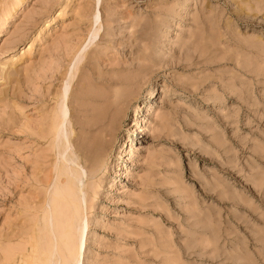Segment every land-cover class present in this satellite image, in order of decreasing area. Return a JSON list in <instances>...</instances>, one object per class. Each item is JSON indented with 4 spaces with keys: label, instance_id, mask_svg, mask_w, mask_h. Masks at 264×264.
Segmentation results:
<instances>
[{
    "label": "rangeland",
    "instance_id": "374dc122",
    "mask_svg": "<svg viewBox=\"0 0 264 264\" xmlns=\"http://www.w3.org/2000/svg\"><path fill=\"white\" fill-rule=\"evenodd\" d=\"M57 251L264 264V0H0V264Z\"/></svg>",
    "mask_w": 264,
    "mask_h": 264
},
{
    "label": "bare ground",
    "instance_id": "6f19581e",
    "mask_svg": "<svg viewBox=\"0 0 264 264\" xmlns=\"http://www.w3.org/2000/svg\"><path fill=\"white\" fill-rule=\"evenodd\" d=\"M66 113H67V110H64L63 111V113L59 116L62 120H63V118L65 117V115H66ZM142 120V119H141ZM61 122V121H60ZM142 122V121H141ZM98 136V135H97ZM71 173L73 174V177H74V179H77L78 181H81L82 180V177H83V173L82 172H80V171H78V170H71ZM69 179V178H68ZM69 181V180H68ZM69 182H71L70 183V187L67 185V187H65V186H60L61 188L62 187H64L62 190H60V188H59V190L58 191H55V192H57V197L59 196V198H60V200L63 202V205L65 206L64 208L66 209V211H67V213L65 212V210H64V208H63V211L64 212H62L61 211V207L59 208L60 210L59 211H61L62 212V214L65 216L64 217V221L69 225L70 223H72V225L73 224H77L78 223V221H79V218H80V212H81V205H82V202H81V204H80V200H79V198H78V196H77V193H75V192H72L73 191V189L71 190V184H72V181H69ZM68 182V183H69ZM78 183V182H77ZM73 187L75 188V185H73ZM75 191H76V189H75ZM83 192V191H82ZM84 194V193H83ZM80 196V195H79ZM82 199V198H81ZM55 200V199H54ZM82 201V200H81ZM58 202V201H57ZM57 202H56V200H55V203L57 204ZM60 203V202H59ZM60 205H62V203H60ZM60 205H58V206H60ZM50 207L52 208V206L50 205ZM55 207V205H53V208ZM51 208H50V210H51ZM52 208V210H55V209H53ZM57 209V208H56ZM51 210V211H52ZM56 211V210H55ZM51 214H52V212H51ZM61 214V213H60ZM57 216H58V212H57V214H56ZM51 216H53V214L51 215ZM50 215H48V219H49V217H51ZM54 217H52V219H53ZM57 218V217H56ZM50 221V220H49ZM52 222V221H51ZM50 222V223H51ZM54 222H55V220H54ZM49 222H47V225H49L50 224ZM63 223V221L60 219V222L59 223H57V226H61V224ZM67 224H65V226L67 225ZM63 226H64V223H63ZM71 226V225H70ZM72 227L73 226H71V229H72ZM84 227H85V225H84ZM48 228V227H47ZM56 228H58V227H56ZM60 228H62V227H60ZM68 228H70V227H68ZM74 228V227H73ZM82 229H83V227H82ZM51 230V229H50ZM58 230V229H57ZM60 230V229H59ZM61 230H64V229H61ZM60 230V231H61ZM72 231H73V229H72ZM82 231V230H81ZM54 232H56V230L54 231ZM71 232V231H70ZM75 232H76V230H75ZM52 233V232H51ZM77 233V232H76ZM54 234V233H53ZM52 234V235H53ZM64 234H66L67 235V233L65 232V230H64ZM70 234V233H69ZM61 235V234H60ZM59 235V239H62V238H60V237H62V235L60 236ZM72 234H70V235H68V236H71ZM81 235V234H80ZM51 237V236H50ZM55 240H57L58 238H57V234H55ZM54 237L53 238H51V239H54ZM66 238H67V236H65ZM75 234H73V237H72V241H73V239H74V241L76 240L75 238ZM77 237H80L79 236V234H78V236ZM65 238V239H66ZM50 239V241H54V240H51ZM64 239V240H65ZM67 239H69V241L71 240L70 239V237L69 238H67ZM43 241V240H42ZM46 241H47V239H46ZM67 241V240H66ZM78 241V240H77ZM76 241V242H77ZM44 243V242H43ZM48 243V242H47ZM53 243V242H52ZM56 243H57V241H56ZM60 243H62V242H60ZM69 243H71V241L69 242ZM51 244V243H50ZM40 245L42 246V248L45 246V244H41L40 243ZM74 245V244H73ZM32 246H35L34 244H32ZM60 246V245H59ZM62 246H63V243H62ZM68 246H71V244L70 245H68ZM68 246H66V247H68ZM47 246H45L44 248H43V250L46 248ZM54 247H57L58 248V245H55L54 246V244H51V245H49L47 248H46V251L47 252H49L47 255H49L50 253H51V255H49V256H52V252H53V249H54ZM57 248H55V250H54V253H55V251H56V249ZM63 248H64V246H63ZM71 249H72V247H70ZM69 248V249H70ZM73 248H74V251H75V253H74V257H75V255L76 256H78L79 255V253H80V247H79V244L78 243H75V246H73ZM67 249V248H66ZM65 248H64V251L66 250ZM59 250V249H58ZM71 251V250H70ZM57 253H58V255H59V253L60 252H58L57 251ZM67 253H69V252H67ZM66 252H65V254H67ZM72 253H73V249H72ZM61 254V258H60V261H61V263H63V254H62V252L60 253ZM56 256H58L57 254H55ZM55 255L53 254V256L55 257ZM71 255V254H70ZM69 256V255H68ZM70 257V256H69ZM72 257H73V254H72ZM71 257V258H72ZM79 257V256H78ZM50 258V257H49ZM68 258V257H67ZM66 258V259H67ZM54 259V258H53ZM56 259H58V257H56ZM72 260V259H71ZM35 261V259H33L32 258V256H26V259H25V262L26 263H28V264H37L36 262H34ZM54 261V260H53ZM56 261V260H55ZM48 262V261H47ZM57 262V261H56ZM65 262V261H64ZM60 263V264H61ZM66 263V262H65ZM65 263H63V264H65ZM67 263H68V260H67ZM66 263V264H67ZM69 264V263H68Z\"/></svg>",
    "mask_w": 264,
    "mask_h": 264
}]
</instances>
